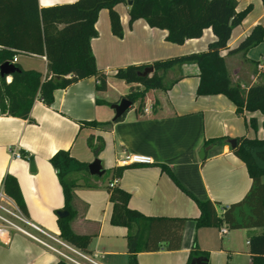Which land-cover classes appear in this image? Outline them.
Masks as SVG:
<instances>
[{
    "label": "crops",
    "instance_id": "obj_1",
    "mask_svg": "<svg viewBox=\"0 0 264 264\" xmlns=\"http://www.w3.org/2000/svg\"><path fill=\"white\" fill-rule=\"evenodd\" d=\"M76 1L37 0V3L43 9ZM236 2L237 12L250 10L233 29L229 49H234L254 26L264 28L261 0ZM128 10V4L115 7L123 30L120 38L111 33L106 9L99 12L95 23L97 37L91 40V51L97 68L108 76L105 92L96 91V80L91 77L54 91L50 107L35 101L29 120L0 116V188L4 176L16 179L26 208L21 213L50 238L31 228H26L27 231L56 246L54 239L63 241L59 237L57 212L64 210V201L49 159L57 151L65 150L75 159L90 164L96 159L88 139L99 137L104 147L97 160L104 174L88 178L93 188H75L72 201L75 213L68 220L74 234L91 237L88 254H99L98 264H128V231L111 225V204L106 190L113 181L112 170L126 155L147 156L153 161L151 165L126 167L115 182L129 193V208L152 218L185 219L178 250L139 253L138 264H188L193 247L196 257L208 255L207 264H250L248 242L251 237L264 234V228L230 230L222 221L224 212L240 202L251 187L247 168L231 153L228 143L206 147L204 144L219 138L264 140V117L258 112L237 114L234 104L223 95L197 97L199 69L194 64H184L163 74L165 86H170L168 89L146 91L120 121L113 122L111 105L136 88L143 90L142 86L115 78L117 69L205 52L215 40L212 31L207 29L201 38L188 40L183 45L168 43L166 31L152 29L143 20L129 27ZM221 55L227 71L232 58L242 60L245 68L240 72L245 80H250L245 90L258 81L264 82V42L250 49L244 58L241 54L226 56V51ZM15 58L16 64L25 71L33 69L22 67L27 66L24 59L41 61L43 69L34 71L46 77L44 57L18 55ZM235 78L239 80L238 75ZM252 119L256 129L250 125ZM81 122L112 124L89 128ZM9 149L18 153L19 158H14ZM30 162H33V171ZM163 166L169 168L195 199L214 204L219 218L216 227L196 228L199 210L195 202L162 170ZM135 231L133 227L132 233ZM59 260L55 253L21 233L10 231L0 239V264H54Z\"/></svg>",
    "mask_w": 264,
    "mask_h": 264
},
{
    "label": "trees",
    "instance_id": "obj_2",
    "mask_svg": "<svg viewBox=\"0 0 264 264\" xmlns=\"http://www.w3.org/2000/svg\"><path fill=\"white\" fill-rule=\"evenodd\" d=\"M128 1H131L128 10L129 27L135 21L143 20L152 29L166 31L165 41L175 45L199 39L207 29L212 31L215 40L208 44L205 52L156 61L151 65H130L117 69L115 78L143 87L141 91L134 89L126 99L135 104L148 90L168 89L170 86H165L163 82L164 73L174 66L194 64L199 69L197 97L223 95L234 104L237 114L258 112L264 117V82L258 81L246 91L233 85L225 58L221 55L226 51V56L241 54L244 58L250 49L264 42V28L256 25L234 49L228 48L233 29L241 24L250 10L247 8L237 12L236 0H77L71 4L43 9L38 7L37 0H0V65L13 63L18 55H29L44 57L47 69L46 77L43 78L39 72L22 70L13 63L20 72L11 76L10 83H6V78H0V116L29 120L35 101L50 107L54 91L91 77L96 80V91L105 92L108 76L97 68L91 51V40L97 37L95 23L99 12L106 9L111 33L115 37H122L123 30L115 7L118 4L127 5ZM261 2L264 10V0ZM149 66L153 67V73L141 77V72ZM111 124L81 122L83 127L89 128ZM250 125L256 129L254 119L250 120ZM235 140L236 146L231 149V153L246 166L251 187L240 202L232 204L224 212L222 221L230 230L264 228V140L246 137ZM225 142L222 138L213 139L204 146ZM88 146L97 159L104 143L101 138L90 136ZM49 163L56 172L62 190L63 209L69 213L66 218H57L59 237L88 254L91 237L74 234L68 220L75 213L72 208L75 188L94 187L88 181L89 164L75 159L65 150L57 151ZM125 168L116 167L112 170L113 181L107 185L106 190L111 204V225L124 227L128 231V264H138L139 253L178 250L185 219L152 218L130 209L129 193L115 185ZM162 170L195 202L199 210L196 228L216 227L219 218L214 204L198 201L179 184L169 168L163 166ZM1 185L19 210L25 212L16 179L6 175ZM133 227L136 228L134 233ZM248 254L250 264H264V234L250 238ZM196 255V248L193 247L188 264ZM203 255L207 259L208 255ZM54 264L67 263L60 259Z\"/></svg>",
    "mask_w": 264,
    "mask_h": 264
},
{
    "label": "built area",
    "instance_id": "obj_3",
    "mask_svg": "<svg viewBox=\"0 0 264 264\" xmlns=\"http://www.w3.org/2000/svg\"><path fill=\"white\" fill-rule=\"evenodd\" d=\"M13 63H16V58H14ZM258 69L261 66H257ZM7 83H10L9 78H6ZM9 152L14 158H19V154L14 150L9 149ZM153 163L152 159L147 156L141 155H126L124 158L117 162V167H128L132 165H151ZM26 228H31L36 232L50 238L44 231L35 226L34 224L27 221L23 216L19 208L15 205L12 199L5 194L0 188V239L8 234L10 231L21 233L32 240L38 242L51 252L55 253L59 259L63 260L67 264H98L97 259L99 254H87L79 249L69 245L68 243L54 239L56 246H52L43 242L42 240L32 236ZM224 233V231H223Z\"/></svg>",
    "mask_w": 264,
    "mask_h": 264
},
{
    "label": "water",
    "instance_id": "obj_4",
    "mask_svg": "<svg viewBox=\"0 0 264 264\" xmlns=\"http://www.w3.org/2000/svg\"><path fill=\"white\" fill-rule=\"evenodd\" d=\"M128 6L131 5V1L127 2ZM154 71L153 67L149 66L146 67L140 74L141 77H146L150 74H152ZM20 72V69L13 63H4L0 65V78H7L11 77L15 73ZM132 107L131 101H129L126 98H122L119 102L112 104L111 109L114 111V117L112 119L113 122H117L120 120L125 113ZM226 143L229 144V147L231 149L235 148L236 146V140H226ZM204 151L201 150L200 152V158L203 159ZM30 170L33 171V162H30ZM88 173L90 176H97L101 177L104 174V170L102 169L101 163L99 160H94L92 163L88 165ZM57 216L59 218H65L68 216L67 211L61 210L57 212ZM208 261L205 257H195L191 260L190 264H207Z\"/></svg>",
    "mask_w": 264,
    "mask_h": 264
},
{
    "label": "rangeland",
    "instance_id": "obj_5",
    "mask_svg": "<svg viewBox=\"0 0 264 264\" xmlns=\"http://www.w3.org/2000/svg\"><path fill=\"white\" fill-rule=\"evenodd\" d=\"M229 62V65H228V73H229V76H230V79H231V82L233 85L235 86H239L241 88V90L243 91H246V86L249 85L250 83V80H245V78H243L242 76V71L240 72V70L244 69L245 67L243 66L242 64V60H240L239 58H232ZM24 64L27 65V66H22V67H26V68H30V69H33V70H42L43 69V66H42V62L39 61V60H35V59H24ZM248 66H252V65H248ZM244 67V68H243ZM236 70V75H238L239 77V80H235V76H232L233 74V71ZM10 81H11V78H9ZM6 81V80H5ZM7 83V81H6ZM241 84H243V87H241Z\"/></svg>",
    "mask_w": 264,
    "mask_h": 264
}]
</instances>
